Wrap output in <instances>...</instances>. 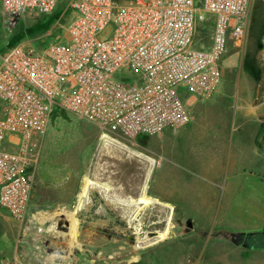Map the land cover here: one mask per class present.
<instances>
[{"label":"rangeland","instance_id":"374dc122","mask_svg":"<svg viewBox=\"0 0 264 264\" xmlns=\"http://www.w3.org/2000/svg\"><path fill=\"white\" fill-rule=\"evenodd\" d=\"M69 4L59 0L52 14H26L9 27L0 1V55L15 40L30 41L36 48L65 41ZM111 32L107 28L102 35ZM263 38L264 0H251L245 40L238 47L231 43L221 61L223 94L190 98L188 128L126 140L117 130L104 132L55 110L40 137L38 189L28 218L20 222L0 207V264L10 261L14 248L28 252L25 264H40L42 254L50 256L51 264H264V248H255L264 247V226H257L264 220V202L255 211L250 202L253 192L261 196L259 188L246 182L226 188L221 177L232 172L234 162L246 164V157L229 156V143L239 137L233 133L239 130L249 137L256 129L264 131L262 124L240 127L235 120L239 105L244 109L264 103ZM87 176L109 190L93 185L79 206ZM215 183L217 202L206 211L200 208L199 195L213 197L205 184ZM142 195L157 201L130 202ZM36 197L51 202L36 204ZM64 198L70 203L56 202ZM72 213L77 231L81 229L74 244L69 233ZM188 218L194 219V228L185 232ZM166 227L167 238H157ZM143 237L147 239L137 242ZM55 251L64 257L52 258Z\"/></svg>","mask_w":264,"mask_h":264},{"label":"built area","instance_id":"2783aa9c","mask_svg":"<svg viewBox=\"0 0 264 264\" xmlns=\"http://www.w3.org/2000/svg\"><path fill=\"white\" fill-rule=\"evenodd\" d=\"M0 1L9 27L26 14L50 15L59 2ZM69 7L65 41L40 48L24 41L0 55V207L20 222L55 110L126 140L185 126L188 100L209 99L221 86V61L231 43L245 40L251 0H70Z\"/></svg>","mask_w":264,"mask_h":264},{"label":"crops","instance_id":"0c3cea01","mask_svg":"<svg viewBox=\"0 0 264 264\" xmlns=\"http://www.w3.org/2000/svg\"><path fill=\"white\" fill-rule=\"evenodd\" d=\"M223 88L222 86L219 87L218 91L214 94V96L216 95H220L223 94ZM238 117L235 119L238 123V126H243L246 125L247 123H251L252 125H264V103H251L249 105H247V107H245L244 109L242 108V106L239 105L238 107ZM189 124H186L185 126H183L182 128H188ZM260 129H256L255 133L252 134L250 133L247 137V135H243L242 131H237L234 132L233 134L236 133V135H239L238 139L236 140V143H234V141L232 140L229 143V156H233V157H246V164L242 165L239 164V161L234 162V167L232 168V172L229 173H225L222 174L221 173V177H223V179L226 182V188H233L235 186H238L239 183H247L248 186L250 188H259V194L261 195L259 196H255L254 192L253 197L250 198V202L252 204V209L255 211V206H257V204H260L261 202H264V180L262 177V174L264 173V171L262 170L263 164H264V131ZM242 134V135H241ZM227 153V152H226ZM228 155V154H226ZM239 160V159H238ZM241 160V159H240ZM245 162V161H244ZM239 165V166H238ZM246 166V167H245ZM242 168L243 170L241 172L237 171L238 168ZM233 169H236L235 171H233ZM211 175V174H210ZM225 175V177L223 176ZM223 179H221L223 181ZM206 185V186H205ZM204 186L207 187L209 190H211V194L210 196L213 197H209L207 194L206 195H199L203 201H201L202 203L200 204L202 207V209L208 211L209 207L212 204H215L214 201V197L217 194V183L215 184H209L207 186V184H205ZM214 186V187H213ZM38 189L37 187V183L35 181V188H34V192H33V196H32V200H31V206H30V210L34 204V197L36 196V190ZM260 190H263L262 192ZM38 193V192H37ZM143 196V195H142ZM151 197V196H150ZM154 198V197H152ZM157 199V198H155ZM214 200V201H213ZM35 202L36 204H45V203H50L51 201L49 200V198H35ZM58 204H69L70 200L69 198H64L61 200H57L56 201ZM217 202V201H216ZM5 210V209H4ZM194 221V219H193ZM195 222V221H194ZM260 224L264 226V220H260L259 221V225ZM255 248H264V247H259L258 245H255ZM264 251V250H262ZM41 250H39V254H40ZM44 252V251H43ZM28 255V252L26 250H18L17 248H14L13 254L10 257V261L12 262L13 259H15V257L18 259L20 264H25V258ZM41 256V255H40ZM49 255H43L42 254V259L39 260L40 264H51L50 260H49ZM10 261H4L2 260V264L6 263V262H10Z\"/></svg>","mask_w":264,"mask_h":264},{"label":"bare ground","instance_id":"6f19581e","mask_svg":"<svg viewBox=\"0 0 264 264\" xmlns=\"http://www.w3.org/2000/svg\"><path fill=\"white\" fill-rule=\"evenodd\" d=\"M104 137H107V135H104ZM101 183H98V182H96V181H94L93 179H91V177H86L85 178V182H84V185H83V188H82V190H81V192H80V194H79V197H80V202H79V206H80V204H81V201L83 200V198H85L86 196H87V194H88V191H89V189L93 186V185H100ZM101 186L103 187V188H105L106 190H109V187L108 186H106V185H103V184H101ZM157 200H155V199H152V197H150V196H147V195H143V196H141L140 198H138V199H134V198H132L131 200H130V202L131 203H135V204H137V203H141V204H144V205H148V204H150L151 202H156ZM74 214L75 213H72V214H70L69 216H70V218H71V220H72V229L70 230V236H71V240H72V244H74V242H75V236H76V234H78V231H77V224H78V220H77V218H76V216H74ZM170 226V225H169ZM169 229H170V227H166L163 231H160L159 232V234H158V236H157V238H159V239H165V238H167V236L169 235ZM64 234V233H63ZM145 239H147V237H143V238H139L138 240H137V242H139V243H141L142 241H144ZM57 256H60V257H64L63 255H61L59 252H54L53 253V255H52V258H55V257H57Z\"/></svg>","mask_w":264,"mask_h":264},{"label":"trees","instance_id":"16d2710c","mask_svg":"<svg viewBox=\"0 0 264 264\" xmlns=\"http://www.w3.org/2000/svg\"><path fill=\"white\" fill-rule=\"evenodd\" d=\"M212 24H213L212 22L202 24L199 28L200 34H204L205 32H209V30H211V28H212ZM16 41L17 40L14 41V44H12V47L17 44Z\"/></svg>","mask_w":264,"mask_h":264},{"label":"water","instance_id":"95a60500","mask_svg":"<svg viewBox=\"0 0 264 264\" xmlns=\"http://www.w3.org/2000/svg\"><path fill=\"white\" fill-rule=\"evenodd\" d=\"M80 227H82V225H80ZM194 228V221L192 218H188L185 222V232H189L191 229ZM81 229L79 230V234H80Z\"/></svg>","mask_w":264,"mask_h":264},{"label":"flooded vegetation","instance_id":"af4514ba","mask_svg":"<svg viewBox=\"0 0 264 264\" xmlns=\"http://www.w3.org/2000/svg\"><path fill=\"white\" fill-rule=\"evenodd\" d=\"M146 193H147V190H146ZM131 238L133 239L135 238V236H131ZM249 239H252L254 242H259L258 239L254 238V235L253 236L250 235Z\"/></svg>","mask_w":264,"mask_h":264}]
</instances>
